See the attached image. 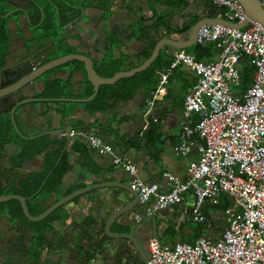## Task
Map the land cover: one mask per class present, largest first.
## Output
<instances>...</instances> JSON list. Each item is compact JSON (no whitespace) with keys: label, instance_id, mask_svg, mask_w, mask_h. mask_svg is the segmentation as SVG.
<instances>
[{"label":"crops","instance_id":"0c3cea01","mask_svg":"<svg viewBox=\"0 0 264 264\" xmlns=\"http://www.w3.org/2000/svg\"><path fill=\"white\" fill-rule=\"evenodd\" d=\"M52 1L58 10L74 12L65 3L68 1L74 5L71 1ZM100 3L101 0H83L85 7L79 6L85 12L73 22L67 13H63L59 23L62 46L59 47L64 51L60 56L86 55L92 58L95 65L109 58L126 66L141 64L148 47L146 35L151 33L154 26H158V29L151 34L152 40L159 42L170 39L187 45L191 30L199 21L219 16V12L208 0H111L109 10H104ZM15 27L13 23L9 25L7 60L10 65L21 60L14 42L23 35ZM26 36L30 38L32 33L26 32ZM198 45L196 43L183 50L167 46L161 52L164 59H173L175 51L195 56ZM216 59L218 51L203 61ZM56 72L63 84V97L85 98L90 85L80 66L70 64ZM197 81L198 76L190 67L179 65L169 75L167 85L155 99L157 88L153 93L139 88L130 98L112 100L106 111H91L85 106L86 103L40 102L17 110L16 121L22 133L27 136L68 128L97 135L111 144L117 154L135 164L139 178L145 183H163L166 174L185 179L189 161L198 155L196 149H193L188 159L177 155L181 132L179 123L184 97ZM44 86V83H40L37 90L28 92L27 96H35V93L38 96L44 91ZM152 100V113L146 115ZM5 115L9 114H1L0 119ZM154 118L157 120L154 121ZM66 140L69 169L64 175L60 191L47 201L46 208L65 197V193L89 185L112 182L130 185L129 175L123 168L113 164L111 156L99 154L82 137ZM19 150L20 147L13 143L4 146L0 161V183L3 185L16 187L20 177L43 169V155L12 167L11 160H15ZM120 191L117 188H101L65 205L60 218L53 222L51 230L47 232L46 242L36 250L40 257L37 261L33 259V253L30 260L26 254L30 246H33L32 229L22 220L10 218L0 210V234L15 240L12 246L1 251L0 264H140L139 260L127 261L129 254L131 257L137 255L130 242L112 240L105 233V224L118 205H115V195ZM192 200V195L187 194L183 203L158 212L153 218L144 216L141 222L133 217L135 212L143 213L138 203L126 216L131 228L138 226L139 229L147 230L144 237L140 236L144 253L149 250V240L155 237L163 245H174L181 241H194L202 236L211 239L221 236L225 224L223 212L206 204L204 212L209 222H192L188 219ZM193 224L196 226L193 227ZM113 230L125 233L131 231L130 228L118 225Z\"/></svg>","mask_w":264,"mask_h":264},{"label":"built area","instance_id":"2783aa9c","mask_svg":"<svg viewBox=\"0 0 264 264\" xmlns=\"http://www.w3.org/2000/svg\"><path fill=\"white\" fill-rule=\"evenodd\" d=\"M208 1L219 12L218 18L236 24L247 20L238 0ZM256 1L264 4V0ZM197 43L213 44L218 59L202 61L175 51L154 92L155 99L179 65L190 67L198 76L184 97L179 123L177 155L188 159L193 149L198 155L189 161L185 179L166 174L163 183H145L138 167L103 138L76 130L68 136L82 137L129 175L143 209V213H133L137 222L183 203L185 195L191 194L188 219L207 224L204 206L228 202L218 239L202 236L163 245L151 238L147 264H264V26L257 22L242 29L204 25L197 33ZM247 61L254 66L252 83L241 89V69ZM153 105L152 100L146 115L152 113Z\"/></svg>","mask_w":264,"mask_h":264},{"label":"trees","instance_id":"16d2710c","mask_svg":"<svg viewBox=\"0 0 264 264\" xmlns=\"http://www.w3.org/2000/svg\"><path fill=\"white\" fill-rule=\"evenodd\" d=\"M100 4L104 10H109L111 0H101ZM81 6L85 7V4H81ZM56 13L55 9L51 10L46 14L44 21H42L41 13L39 9L37 10L36 16H33V22L38 24L42 32L37 33L33 41H37L39 45H42L45 41H50L54 47L62 46L59 39L61 34L57 31L58 28L60 30V26H58L59 22L57 21L56 23L55 20H62L63 13L66 14L67 10L62 11L60 9L58 10V14ZM73 14H76V17H79L82 14V11H74ZM8 21L9 19H6L4 15L0 14V69H2L6 64L10 33ZM151 29V33L146 35L148 47L145 54L142 56L143 61L151 56L152 51L158 43L157 40H152L151 37L152 33H156L158 26H154ZM216 53L217 49L213 44L205 46L198 45V49L194 57L197 60L203 61L206 57H212ZM55 58L58 57L52 56L50 58H45L43 63L49 62ZM171 61L172 59L169 58L164 59L161 52L158 59L147 70L129 78H122L113 85L101 86L95 99L86 103L85 106H87L91 111H106L111 106L110 104L112 100H125L130 98L133 92L139 88H144L149 93H153L159 82L160 75L158 73L162 68L164 69L168 67ZM73 64L80 66V68L84 71L83 73H85V67L82 63L75 62ZM139 65L140 63H135L126 66L120 61L109 58L102 63L96 64L95 69L101 77L111 78L117 72L126 69L131 70ZM253 72L254 66L247 61L245 66L241 69V89H247L250 87ZM85 79L90 85V91L85 95V98H89L94 92L93 86L88 81L86 76ZM62 88L63 84L61 80L46 81L44 91L37 97L61 98L63 97ZM10 143L16 144L20 147L19 152L15 156V160H11L10 164L12 167H17V164L23 163L26 160H32L39 155H43L44 164L42 171L20 177L17 181L16 187H10L9 184L8 187L0 183V196L19 195L28 198L27 205L30 214L32 216H38L46 209L47 201L55 193L60 191L64 175L69 169L67 161L68 158L65 150L67 140L66 138L52 137L49 135L41 136L36 139H24L16 132L10 115H5V117L0 119V161L3 157L4 146ZM72 192L73 190L65 193L64 195H69ZM227 205L228 202L223 205L222 208L219 207L217 209H220V211L223 212ZM63 208L64 206L41 221L32 222L24 216L20 202L12 200L0 203V210L2 212H5L10 218L22 220L32 229V253L35 261L40 258L36 250L42 247V245L46 242V233L51 230L53 222L60 218V212Z\"/></svg>","mask_w":264,"mask_h":264},{"label":"water","instance_id":"95a60500","mask_svg":"<svg viewBox=\"0 0 264 264\" xmlns=\"http://www.w3.org/2000/svg\"><path fill=\"white\" fill-rule=\"evenodd\" d=\"M70 2L66 1L65 3L67 6L74 11H82V14L85 12V9L79 5L83 3V0H69ZM241 5L246 10L247 14V20L243 24H236L232 22H228L222 18H213V19H207L199 21L191 30V36L188 41L189 44L185 45L183 42L173 41L170 39H162L160 40L157 45L155 46L154 50L152 51L151 56L143 61L138 67L131 69V70H123L120 72H117L113 77L111 78H103L101 77L96 69L95 64L92 60V58L82 55V54H69L62 57L55 58L49 62H46L40 67L34 68L32 66L27 71L23 70L20 74H17L13 79L7 81V82H1L0 84V115L1 114H9L12 120V123L14 125V128L16 132L24 139H36L41 136H65L68 140H71V138L68 136L69 133L72 131L70 128L68 129H60V130H51V131H45L37 135L33 136H27L24 135L20 129V127L17 124L16 121V113L17 110H19L21 107L28 105V104H36V103H88L95 99V97L98 95L100 87L103 85H113L122 78H129L132 77L138 73H141L145 70H147L159 57L161 51L165 47H171L179 50H183L186 47L190 45H194L197 43V33L200 30V28L204 25H215V24H221L224 26L232 27L235 29H242L244 27H247L251 22H257L264 26V4L261 2H258L256 0H238ZM55 10L56 14H58L57 6L54 4L52 0H46ZM37 8L39 9L42 21L45 17V9L43 6L35 1ZM11 14H7L6 18L9 17ZM68 18L73 22L76 18V14H73L72 11H69L67 13ZM60 23V21L58 20ZM58 23V26H59ZM56 52V47H54V51ZM42 58H46V55H43ZM75 62H80L85 67V73L84 76L87 77L88 81L93 86V94L89 98H37V93H35V96H27L28 92H35L37 90V86L40 83H44L46 81H52V80H61L58 78L57 72L54 71L59 68H63L69 64H73ZM54 71L53 73H51ZM45 88V86H44ZM101 188H117L122 191L119 192V194L115 195V205H123V206H116V210L111 214V216L108 218L106 224H105V233L107 236L112 240H126L130 242L133 245V249L136 252L135 257H131L129 254L127 256V261L132 262L134 260H139L138 257L141 258V261L143 264L148 263V257L143 252V247L141 243L140 236H143L147 233V230L144 228H137L138 226L132 227L129 221L126 219L127 215L134 210L136 205L139 203L138 199V193L127 184H116V183H99L95 185H89L85 188L77 189L71 194L59 199L58 201L54 202L50 206H48L42 214L38 216H32L29 212L27 201L28 198H25L23 196L19 195H5L0 196V203H5L8 201L16 200L20 202L22 206V210L24 213V216L32 222H38L45 218H47L49 215L60 209L61 207L73 202L77 198H80L87 193L93 192L95 190L101 189ZM126 202V204H125ZM150 218H153L150 217ZM115 225L120 226L121 228H130V233L125 232H117L114 231L113 228ZM122 230V229H121Z\"/></svg>","mask_w":264,"mask_h":264},{"label":"flooded vegetation","instance_id":"af4514ba","mask_svg":"<svg viewBox=\"0 0 264 264\" xmlns=\"http://www.w3.org/2000/svg\"><path fill=\"white\" fill-rule=\"evenodd\" d=\"M35 1L39 2L43 6L46 17V14L53 8L48 2H46V0H0V14L4 15L5 18L7 14H11L6 18L9 19L8 28L9 25L13 23L16 25L15 28H17L18 32H22L23 35L22 38H17V40L14 42V48L17 52H19V58L21 60H18V62L10 65L8 64L6 57L5 66L0 69V84L1 82H7L13 79L17 74H20L23 70L27 71L32 66L37 68L45 64L43 63L44 58L41 56L46 55V58H50L53 56L52 54H55L53 52V44L50 41H45L42 43V45H39L37 41H33L37 33L42 32L38 24L33 22V16H36V12L38 10ZM58 20H55L56 23ZM26 32L32 33V37L27 38ZM57 48L58 47H56V51L58 50ZM37 56L40 57L37 58ZM54 71H58V69ZM5 236L6 235L0 234V255L2 254L1 251L8 249L9 245L12 246L13 243H15L13 238ZM32 250L33 246L31 245L28 252H26L29 260L30 256H32ZM145 253V255L149 257L148 249L145 250ZM138 259L139 263L142 264L141 258L138 257Z\"/></svg>","mask_w":264,"mask_h":264},{"label":"rangeland","instance_id":"374dc122","mask_svg":"<svg viewBox=\"0 0 264 264\" xmlns=\"http://www.w3.org/2000/svg\"><path fill=\"white\" fill-rule=\"evenodd\" d=\"M57 31L59 32V33H61V31L59 30V28L57 29ZM63 49L62 48H59L58 50H57V52L55 53V54H53V56H59V57H62V56H60L62 53H63ZM227 202H226V200H223V202L220 204V205H218L217 206V208H219V207H221L222 208V206L223 205H225ZM220 210V209H219ZM222 210V209H221ZM196 225L195 224H193V227H195Z\"/></svg>","mask_w":264,"mask_h":264}]
</instances>
